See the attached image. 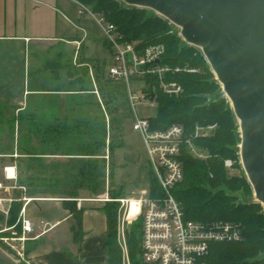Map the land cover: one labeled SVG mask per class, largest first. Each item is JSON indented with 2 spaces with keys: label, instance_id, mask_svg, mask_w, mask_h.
<instances>
[{
  "label": "trees",
  "instance_id": "16d2710c",
  "mask_svg": "<svg viewBox=\"0 0 264 264\" xmlns=\"http://www.w3.org/2000/svg\"><path fill=\"white\" fill-rule=\"evenodd\" d=\"M80 1L95 12L104 14L110 22L118 26L127 40L138 41L139 47L151 44L164 45L161 64L173 69L182 68L180 72H168L164 77L166 81H176L182 85V93L176 96L167 95L162 91L158 76L147 75L142 78L145 83L143 90L150 89L155 93L152 99L156 101L157 111L155 115L148 117L152 128L163 129L172 124H182L189 133L198 124H216L211 133L195 141L196 145L207 154L205 159L196 158L187 149L183 150V179L173 189L185 219L206 224L214 221H230L242 229V238L238 241L211 243L206 256L207 263L264 264V206L253 200L248 201L254 195V191L241 163L239 121L229 98L225 95L217 97V94L222 92V85L201 50L185 42L179 31L175 30V25L151 9L127 5L121 0ZM103 43L109 49L108 44L105 41ZM92 60L96 86L103 97L102 104L112 114L109 151L113 152L116 147L124 144L122 133L116 130H122L123 120L132 119L133 114L125 84L107 77L104 60ZM49 62V64L53 63V61ZM184 69H194V71ZM119 104L123 106L124 115L118 117L113 115V112L118 113ZM21 115L22 113L19 112L18 116L12 119L11 124L20 122ZM95 120L94 123L85 121L92 135L78 150L62 153L55 150L48 154L73 156L98 154L100 148L106 147L108 129L104 117L100 123L97 121V116ZM31 122L37 125L33 119ZM13 125H11L12 131ZM47 129L67 133L68 124L47 126ZM25 154H27V170L33 171L24 180L31 188L30 194L61 193L75 198L80 195L82 187L89 190V196L104 192L102 181L97 178L98 164L85 159L86 157H73L78 162L79 174L83 178L79 183L69 186L59 180L52 183L46 178H41L38 182L35 174L41 170H37V165L43 169V155L47 153L30 148ZM226 159L232 160L231 168L225 166ZM102 161L104 162L105 158H102ZM229 169L236 172L231 173ZM148 180L149 196H161L163 190L151 170ZM109 194L113 200L106 201L103 207L107 217L108 264H122V250L117 236L120 203L115 199L126 197V193L121 185L118 189H111ZM19 198L20 196L12 201L6 223L14 226L18 233H21L19 216L23 202ZM64 206L70 210L74 219L72 225L74 237L80 240L84 209L78 208L74 200H65ZM141 237L142 218L139 217L126 229L129 259L131 264H152L142 259ZM17 264L34 263L19 258Z\"/></svg>",
  "mask_w": 264,
  "mask_h": 264
},
{
  "label": "crops",
  "instance_id": "0c3cea01",
  "mask_svg": "<svg viewBox=\"0 0 264 264\" xmlns=\"http://www.w3.org/2000/svg\"><path fill=\"white\" fill-rule=\"evenodd\" d=\"M26 6V0H0V105L15 107L16 117L19 112L22 113L20 121L28 122L33 119L39 124L56 122L62 119L63 110L66 112L79 107V96L84 94V90L77 92L44 87L48 74L54 71L56 80L63 81L66 79L60 77L62 70L74 69L69 72L75 75L72 77L75 81L80 82L82 78L75 73V70H89L93 76L92 59H103L88 53L86 42L90 31L86 26H79V31L74 27L67 34L68 36L23 34L22 31L28 26ZM77 41L81 42L79 47ZM103 41L102 37V43ZM50 43L51 50H48ZM104 47L111 61L110 52L105 45ZM71 49L72 57L67 59L66 53L71 52ZM46 51L48 55L53 53L52 59L45 57ZM49 61H53V64L50 65ZM69 62H73L71 66L68 65ZM66 95L70 97L66 98ZM51 96L52 98L55 96L58 102H52L54 100L51 101ZM29 103L31 110L28 108ZM27 108L30 111H26ZM99 115L98 112L96 116ZM88 120L90 121V119L86 121ZM47 126H41L46 132L43 134L46 139L49 137L48 130H45ZM18 149V145H14L10 151H0V183L3 185V188H0V199L5 208H8L18 196L23 202L20 215L29 219L33 227L31 232L26 233L27 240L24 243L27 260L34 264H108L107 217L103 207L109 200L105 196L87 194H80L75 198L61 193L30 194L31 188L24 181L27 171L20 164V157H26L27 154L20 153ZM42 151L47 153L43 155L44 158L58 156L57 158L62 160H69L72 156L48 154L55 150ZM45 162L49 163L47 160ZM6 167L15 169L16 178L6 177ZM37 177L50 179L48 181L52 183L59 180L69 186L76 184L73 178L64 179L56 175H47L43 171H40ZM37 180L40 182V179ZM126 197L132 196L126 193ZM65 200H74L78 208L84 209L80 240L74 237L72 229L74 219L70 210L64 206ZM0 215L5 220L1 223L0 229L10 227L6 223L8 214L5 216V213H0ZM18 261L16 251L0 239V264H17Z\"/></svg>",
  "mask_w": 264,
  "mask_h": 264
},
{
  "label": "built area",
  "instance_id": "2783aa9c",
  "mask_svg": "<svg viewBox=\"0 0 264 264\" xmlns=\"http://www.w3.org/2000/svg\"><path fill=\"white\" fill-rule=\"evenodd\" d=\"M78 6V13H88L98 25L104 41L108 44L111 61L107 65L108 78L125 84L129 104L132 110V126L139 133L148 165L157 178L163 194L151 197L148 192L142 197H123L115 199L120 203L118 214L117 236L122 250L123 264H131L126 241V229L138 216L142 218L141 256L143 261L152 264H208L206 256L211 243L233 242L242 238V229L230 221H214L209 224L185 219L183 211L173 194L174 187L183 179L184 169L182 154L187 149L193 156L205 159L207 154L197 149L196 139L211 133L216 124L196 125L189 133L182 124H172L163 129L152 128L148 117H142L137 112V104L149 101L156 105L149 91L142 88L138 93L131 87V82L142 81L147 75H156L160 81L162 91L170 96L182 93V85L176 81H166L168 72H180L182 68H171L157 64L165 51L162 44H151L139 47L138 41H130L119 30L118 26L110 22L107 17L95 12L90 6L80 0H73ZM81 42L77 41L79 47ZM194 71V69H184ZM155 95V93H154ZM107 159L108 156H105ZM231 159L225 160V166L231 168ZM5 175L16 178L14 168L6 167ZM0 188H3L0 183ZM107 200H113L105 196ZM133 202L135 206L133 207ZM0 209L8 213L0 199ZM21 214V212H20ZM21 233L14 226L2 229L0 232L10 231L11 235H4L0 239L18 257L29 262L25 255L26 233L33 230L29 219L19 216ZM18 242V243H17ZM17 243V244H16Z\"/></svg>",
  "mask_w": 264,
  "mask_h": 264
},
{
  "label": "rangeland",
  "instance_id": "374dc122",
  "mask_svg": "<svg viewBox=\"0 0 264 264\" xmlns=\"http://www.w3.org/2000/svg\"><path fill=\"white\" fill-rule=\"evenodd\" d=\"M26 3L28 26L26 30L24 29L22 31V33L24 32L23 34H27L29 36H51L57 34H65L66 36H68L67 34H69V32H71L74 27H76V29L78 30L79 26H86L90 31L89 38L86 42L87 51L93 56L102 57V59L106 62L107 68L108 63L110 62V57L102 43L103 36L101 35L99 27L93 17L90 16V14L78 13L79 6L73 0H26ZM122 3L125 2L122 1ZM175 27V30L179 31L180 34V28L176 25ZM47 49L51 50V43L49 44ZM72 54L73 53L71 49V52L66 53L67 59H71ZM46 56H48L49 59H52L53 57L51 56H53V53H50L48 55L46 51L45 57ZM72 63L73 62H69L68 65L71 66ZM71 70L73 71L74 69L62 70L60 77L66 79L63 81L56 80V73L54 71V73H49L44 87L58 88L63 90H76L77 92L84 90V94H80L79 96V104L77 103L79 107L73 110L69 109L66 112L65 110H63L64 112L61 116L62 119L56 122H41L39 124L37 121H35L38 125L37 126L34 124V122L31 121H17L14 123V125L11 124L12 119L16 117V108L0 105V151H10L12 150L14 145H18L19 152H22L23 154H25L26 150L30 148H34L37 151L46 149L50 151L58 150L59 152L76 151L81 145L89 141L88 139L92 135L85 121L87 119H90V122L94 123L96 121L95 116L99 112L100 115L97 120L98 123H100L104 117L108 129L106 147L100 148L98 154L96 155H72L69 160H62V158H57L58 156H56V158H54L53 156L49 158L43 157V169L41 168V166L38 167L37 165V170H41L47 175H56L57 177H61L64 179L71 178L72 180L73 178L75 183H79V181L82 180L83 176L79 174L78 162H76L75 158L73 157H86L85 159H90L91 161L98 164L96 171L98 172L97 178L99 181H102V188L104 190V192H101L100 195L92 196L110 197L109 191L111 189H118L119 187H121V185H123L124 192L127 194H131V198L142 197L145 192H148V178L150 168L141 137L139 133L133 129L132 119L127 118L123 120L122 130H116L117 132L122 133L124 144L120 147H116L113 152H110L109 133L110 118L112 114L109 112V109H106L104 104H102V93L98 91V88L93 79L94 71L92 76L89 70L76 69L75 73L77 75H80V77L82 78V80L78 82L75 81V78H72L75 75L73 73V75L70 74L71 72L69 71ZM144 85L145 83L143 81L133 80L131 82V87L138 93L142 92V88L144 87ZM52 96L51 101L53 99L54 101L52 102H58V99L54 98L55 96L52 98ZM65 97L67 98L70 96L66 95ZM97 101L99 104H97ZM28 108H31L30 103L28 105ZM28 108L26 111L31 110H29ZM136 108L140 116L149 117L156 114L157 104L155 106H151L149 101H142L141 103L137 104ZM53 109H55L54 106ZM113 115L118 117L123 116V106L120 105L118 113L113 112ZM65 116L67 117L65 118ZM63 123L68 124L67 133H61L59 131L47 129L49 137L47 139L43 137V134L46 133L42 130V127H44V125L55 126L58 124L63 125ZM11 125L14 126L13 131ZM55 142L58 144H56ZM117 142L118 140H116V143ZM196 147L198 150H201L198 146ZM105 156H108V158L106 159ZM102 158H105L104 162L102 161ZM46 160L49 163L46 164ZM20 162L21 167L27 171L25 175L26 177L24 179L26 180L28 175H31L33 171L27 170V156L20 157ZM53 165L55 167H53ZM229 172L234 173L236 172V170L229 169ZM38 175L39 173L35 174V177ZM80 194H87L89 196L90 192L86 189V187H82ZM0 211L1 214L5 213L1 209ZM7 214L8 213H5V216ZM138 218L139 216L135 218V220H137ZM4 222L5 220L3 219L2 215H0V227L1 223ZM131 223L128 225V227L131 225ZM4 235H11V233L10 231H6L4 233L0 232V237Z\"/></svg>",
  "mask_w": 264,
  "mask_h": 264
},
{
  "label": "water",
  "instance_id": "95a60500",
  "mask_svg": "<svg viewBox=\"0 0 264 264\" xmlns=\"http://www.w3.org/2000/svg\"><path fill=\"white\" fill-rule=\"evenodd\" d=\"M122 1L168 19L201 50L222 85L217 97L229 98L239 121L241 163L254 191L248 201L264 206V0Z\"/></svg>",
  "mask_w": 264,
  "mask_h": 264
},
{
  "label": "bare ground",
  "instance_id": "6f19581e",
  "mask_svg": "<svg viewBox=\"0 0 264 264\" xmlns=\"http://www.w3.org/2000/svg\"><path fill=\"white\" fill-rule=\"evenodd\" d=\"M135 206V202H133V207Z\"/></svg>",
  "mask_w": 264,
  "mask_h": 264
}]
</instances>
